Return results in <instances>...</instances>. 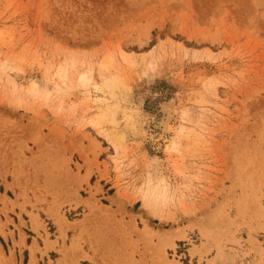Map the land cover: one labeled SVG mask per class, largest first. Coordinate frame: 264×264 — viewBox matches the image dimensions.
Instances as JSON below:
<instances>
[{
    "label": "rangeland",
    "instance_id": "obj_1",
    "mask_svg": "<svg viewBox=\"0 0 264 264\" xmlns=\"http://www.w3.org/2000/svg\"><path fill=\"white\" fill-rule=\"evenodd\" d=\"M68 241L264 264V0H0V264Z\"/></svg>",
    "mask_w": 264,
    "mask_h": 264
},
{
    "label": "crops",
    "instance_id": "obj_2",
    "mask_svg": "<svg viewBox=\"0 0 264 264\" xmlns=\"http://www.w3.org/2000/svg\"><path fill=\"white\" fill-rule=\"evenodd\" d=\"M68 232V238L69 235H73V233L69 234ZM26 240V239H25ZM59 247L61 245V241L58 240ZM70 241L66 242V252L65 256H62L61 254H58L55 256V258H50L51 264H58L57 259H62L63 264H145V259L141 257L139 254H133L131 255V248L130 247H110V246H101L94 249H88V246L85 247L83 245V250L88 253V255L91 257V260L88 258H80L79 254L74 246L70 245ZM54 249V251L56 250ZM104 250V252L102 251ZM191 247H188L185 249L184 254L186 256H189L192 258L191 260H196L198 258L197 255H194L191 257L190 255ZM49 253V252H48ZM47 253V256H48ZM44 255L43 260L45 261V264H49L47 258ZM35 257L37 258L36 264H40L39 256L36 253ZM148 264H156V262L151 263V261L146 262ZM202 264H206L204 261H202ZM209 264H220L219 260H216L215 262L209 263Z\"/></svg>",
    "mask_w": 264,
    "mask_h": 264
},
{
    "label": "bare ground",
    "instance_id": "obj_3",
    "mask_svg": "<svg viewBox=\"0 0 264 264\" xmlns=\"http://www.w3.org/2000/svg\"><path fill=\"white\" fill-rule=\"evenodd\" d=\"M167 106V105H166Z\"/></svg>",
    "mask_w": 264,
    "mask_h": 264
}]
</instances>
